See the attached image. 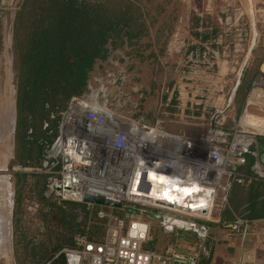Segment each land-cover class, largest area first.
Masks as SVG:
<instances>
[{
	"label": "trees",
	"instance_id": "obj_1",
	"mask_svg": "<svg viewBox=\"0 0 264 264\" xmlns=\"http://www.w3.org/2000/svg\"><path fill=\"white\" fill-rule=\"evenodd\" d=\"M170 0H22L14 21V50L17 63V123L15 131V162L23 169L40 171L46 162V155L58 137L61 114L67 109L74 97H82L89 86L90 74L99 63L109 61L112 52L125 46H138L150 38L152 30L162 20L164 27L158 30L159 40L165 34L163 54L175 30L177 18L169 10ZM196 28L200 20L196 19ZM219 30L205 32L204 42L216 40ZM200 37V33L194 34ZM215 48V44H212ZM153 45H146L152 48ZM201 50L206 52L205 48ZM156 60L159 56L152 54ZM253 78L241 82L235 91L236 98L245 103L253 85ZM171 86V85H170ZM169 86V87H170ZM163 113L176 112L177 96L168 102ZM163 117V115H162ZM257 144L264 148V138H257ZM254 151L256 149L254 148ZM257 158L249 154L245 166L237 170L238 178L247 183H235L228 195V205L214 214L215 219L234 223L238 219L253 221L264 218V177L254 171ZM51 175L45 172L17 173L18 204L24 187L39 189V196L45 201L44 193L48 190ZM34 179V183L31 181ZM50 223H58L69 232V237L60 239L54 254L45 258L33 257L34 264H67L61 252L75 246V236H87L78 222L80 213L86 215V222L103 225L107 220H99L98 207L92 209L82 203H58L53 199L49 204ZM113 214L126 219L127 214L113 211ZM47 216V217H48ZM221 226V225H220ZM162 227V226H160ZM222 227V226H221ZM164 233L183 238L200 245V238L195 232L174 228ZM66 238V239H65ZM155 237L148 241L144 249L157 252ZM17 247H29L22 237L16 238ZM47 247V246H44ZM64 248L62 251H60ZM60 251V252H59ZM215 247H203L199 264H213ZM36 261V262H35ZM21 264V263H20Z\"/></svg>",
	"mask_w": 264,
	"mask_h": 264
},
{
	"label": "rangeland",
	"instance_id": "obj_2",
	"mask_svg": "<svg viewBox=\"0 0 264 264\" xmlns=\"http://www.w3.org/2000/svg\"><path fill=\"white\" fill-rule=\"evenodd\" d=\"M21 1L17 7H1L0 11H16V16ZM170 1L172 4L169 10L175 13L177 22L174 35L165 46L163 54L160 51L166 39L165 34L157 44L158 30L164 27L165 22L161 20L152 30L150 38L143 40L138 46L119 48L118 51L112 52L108 62L99 63L96 70L90 74L86 95H91L92 92L102 88L106 89L111 95L112 102H115L114 110L125 122L143 120L155 129L156 122L160 120L163 121L166 132L182 133L197 142L211 135L212 129L215 128L223 130L228 135L227 142L231 143L239 134L242 119L246 114L264 119V99L257 97L260 101L252 103L247 109V102L252 99L255 89L264 92V80L259 81L264 70V0ZM201 16L204 20H209L210 29L213 27L220 31L219 37L215 40V48H212V41L202 44L200 41L197 42L198 39L194 34L200 30L196 29L195 21L201 19ZM149 44L154 47L146 48ZM200 47L205 48L206 52ZM189 51L200 53V58L194 60L191 57L186 58V53ZM153 53L159 56L158 60L152 57ZM203 53L204 55H201ZM186 67L200 68V116L203 114L204 117L200 120V126H196L191 120L181 121L179 117L172 118L167 113H163V108L166 107L163 98L165 95H170L171 84L174 86L178 80L181 81L183 78L181 69ZM253 76L252 88L243 103L236 98L235 91L239 83L248 82ZM99 100L104 101L102 97ZM201 104H206L207 107L202 109ZM248 132L254 134L256 139L264 138V132H258L253 128H248ZM159 143L167 146L165 139H160ZM255 147L256 145L251 151H254ZM13 150L14 156L6 172L13 194L9 243L11 256L9 261H1L0 264H34L31 260L35 255L39 258L44 253L45 258L51 257L59 248L57 245L60 239L67 237L69 232L56 222L50 223L51 216L47 213L50 211L49 204H52L53 199L47 196V192L44 193L46 200L42 201L39 189L31 191L28 187H24L18 204L15 175L21 172H18L17 165L14 164L15 133ZM24 170L26 173L40 172L37 169ZM33 183L34 179L31 181V184ZM77 218L78 222L83 223L81 229H85L92 239L97 242L104 239L107 229L103 225H95L91 221L85 226L86 215L83 213ZM180 218L186 220L184 217ZM145 220L150 225L149 241L158 238L157 251L169 247H181L184 250L183 246L193 245L192 242L179 238V235L174 237L175 240L172 239L171 235L164 233L159 223ZM19 237H22L29 247H17L15 241ZM215 257L217 264H232L235 255L228 247H215Z\"/></svg>",
	"mask_w": 264,
	"mask_h": 264
},
{
	"label": "built area",
	"instance_id": "obj_3",
	"mask_svg": "<svg viewBox=\"0 0 264 264\" xmlns=\"http://www.w3.org/2000/svg\"><path fill=\"white\" fill-rule=\"evenodd\" d=\"M263 80L264 70L259 78ZM256 91L261 92L256 88L253 94ZM97 92L96 104L86 94L74 97L61 114L58 137L40 170L51 175L49 198L58 203H82L90 195L121 202L126 208L157 211L194 223H217L234 233L242 232L247 224L245 220L226 223L215 219L214 214L228 205V195L235 183H247L238 178L237 170L246 165L247 156L257 144L254 134L250 133L254 138L252 144L244 146L239 134L228 143V135L214 128L211 135L197 142L184 134H169L160 120L155 129L143 120L125 122L114 110L115 102L107 90L94 93ZM100 97L104 101L107 98L106 107ZM251 100L247 109L256 102ZM160 139H165L167 146L159 143ZM147 176L159 186L170 182L211 192L210 215L192 216L140 200L139 197H149L140 191L150 182ZM54 185L60 190H53ZM97 217L108 221L104 239L97 242L87 236H76L75 246L61 252L67 264H199L200 247L145 250L150 240V225L144 218L127 215L122 219L113 210L104 208L98 209Z\"/></svg>",
	"mask_w": 264,
	"mask_h": 264
},
{
	"label": "water",
	"instance_id": "obj_4",
	"mask_svg": "<svg viewBox=\"0 0 264 264\" xmlns=\"http://www.w3.org/2000/svg\"><path fill=\"white\" fill-rule=\"evenodd\" d=\"M1 2L2 7H17L20 0H1ZM15 12L16 11H0V171H6L14 156L13 138L17 123V64L12 40V26ZM102 90L104 91V88H102ZM98 95V92H92L88 100L96 104L98 102ZM106 106L107 98L105 97L104 107ZM17 170L18 172L26 173L21 166H18ZM52 189L55 191L60 190L58 185H54ZM139 199L165 208L179 210L175 205L164 203L160 199H154V197H139ZM82 204L113 211H122L128 216L157 222L167 230L178 228L189 232H195L198 235L202 233L206 234L207 232L204 225L200 223L181 220L157 211L126 208L121 202H114L104 198L87 195L83 199ZM180 211L191 213L187 209H180ZM198 214L203 217H208L210 215V206L202 208Z\"/></svg>",
	"mask_w": 264,
	"mask_h": 264
},
{
	"label": "crops",
	"instance_id": "obj_5",
	"mask_svg": "<svg viewBox=\"0 0 264 264\" xmlns=\"http://www.w3.org/2000/svg\"><path fill=\"white\" fill-rule=\"evenodd\" d=\"M205 8L207 7L205 6ZM199 20L200 23L196 29L200 30V37L196 38L198 39L197 42L200 41L202 44L204 42L202 39L203 34L213 31L215 28L212 27L210 29L208 27L210 23L209 20H204L203 16H201ZM212 44H216L215 40L212 41ZM115 51H118V49ZM201 55H204V53ZM189 57L193 60L198 59L200 58V53L189 51L186 53V58ZM181 73L183 74L181 81L178 80L174 86L171 84L169 87L170 95L168 97V102L172 101L174 98L173 96H177L176 100L178 102V104L173 107L176 109V112L170 117H179L181 121L191 120L192 123H196V126H200V120L204 119L203 114L200 116V68H182ZM202 105V109L207 107L206 104H201V106ZM167 114L168 116L172 115L171 113ZM255 149L256 151H251L250 153L258 160L257 165L254 166V171L259 174V176L264 177V148H261L260 145L257 144ZM246 222L247 224L241 233H234L231 230L224 229L217 223L201 222L200 224L204 225L207 232L206 234L202 233L198 235V238H200V245L188 244L183 247H200V257L203 247H206V244L207 247H228L231 252L234 251L235 255L232 264H264V218ZM213 264H217L215 259Z\"/></svg>",
	"mask_w": 264,
	"mask_h": 264
},
{
	"label": "bare ground",
	"instance_id": "obj_6",
	"mask_svg": "<svg viewBox=\"0 0 264 264\" xmlns=\"http://www.w3.org/2000/svg\"><path fill=\"white\" fill-rule=\"evenodd\" d=\"M264 99V93L256 91L253 94L252 102L258 101L257 98ZM248 128H253L258 132H264V119H259L246 114L242 119V125L239 131L242 145L247 146L252 144L254 138L250 136ZM6 171H0V262L9 261L10 252V231H11V216H12V186L9 176ZM6 175V176H5ZM147 186L140 190L143 194L160 199L164 203H171L176 208L187 209L191 214L199 215L198 213L203 207H209L211 204V192L204 191L202 194L199 187L184 186L179 187L172 183H167L166 186H159L157 181L150 179L149 176Z\"/></svg>",
	"mask_w": 264,
	"mask_h": 264
},
{
	"label": "flooded vegetation",
	"instance_id": "obj_7",
	"mask_svg": "<svg viewBox=\"0 0 264 264\" xmlns=\"http://www.w3.org/2000/svg\"><path fill=\"white\" fill-rule=\"evenodd\" d=\"M2 7V2H1V0H0V8ZM10 165V164H9ZM9 165H8V169H9ZM9 171V170H8Z\"/></svg>",
	"mask_w": 264,
	"mask_h": 264
}]
</instances>
